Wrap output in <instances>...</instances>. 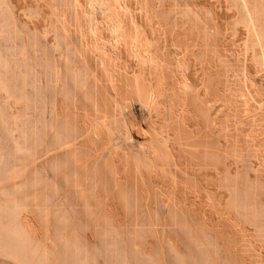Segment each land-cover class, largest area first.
Instances as JSON below:
<instances>
[{
    "label": "bare ground",
    "instance_id": "1",
    "mask_svg": "<svg viewBox=\"0 0 264 264\" xmlns=\"http://www.w3.org/2000/svg\"><path fill=\"white\" fill-rule=\"evenodd\" d=\"M261 113L264 0H0V264H246L247 253L264 264L262 148L234 142L241 169L210 177L230 130L264 137ZM157 186L183 240L162 226L149 252L106 223L117 212L106 202L158 217L146 196ZM95 217L106 225L98 237L90 221V242ZM132 222L159 235L160 223Z\"/></svg>",
    "mask_w": 264,
    "mask_h": 264
},
{
    "label": "rangeland",
    "instance_id": "2",
    "mask_svg": "<svg viewBox=\"0 0 264 264\" xmlns=\"http://www.w3.org/2000/svg\"><path fill=\"white\" fill-rule=\"evenodd\" d=\"M178 98H180V97L178 96ZM234 99H235V98H234ZM179 101H180V99H179ZM235 101H236V99H235ZM136 106H137V105H136ZM261 115H262V113H261ZM261 115H260V117H263V119H264V116H263L264 114H263L262 116H261ZM187 116H189V115H187ZM190 116H191V115H190ZM190 116H189V118H190V119H189V118L186 117V115H185V119L188 118V119L185 120V121H187V122H186L187 124H188V122H189V124L186 125V127H183V129L187 128V129H185V132H187L188 130H190V131H188V132H190V134H189L190 136H196L197 134H199V132H196V131H198V129H197V124H196V122H195L194 119H193V121L195 122L196 125L193 124L194 122L191 121V120H192L191 117H193V116H191V117H190ZM188 120H189V121H188ZM263 123H264V122H263ZM190 125H191V126H194V127L192 128ZM262 125H263V124H262ZM262 125L260 124V126H259V125H255V126L260 127V128L264 131V126H262ZM183 126H185V125H183ZM250 126H252L253 128H255L254 125H250ZM250 126H247V128H252V127H250ZM195 127H196V129H195ZM190 128H191L192 130H191ZM195 130H196V131H195ZM191 131H192V132L194 131V132H196L197 134L194 133V132H193V133H194V134H193ZM199 131H200V130H199ZM204 131H205V134H203L204 132L200 131V132L203 134V135H202V134H200V135H201L202 137H204V138H207V139L210 138V139H212V137H213L214 135H216V132H215V134H214V131H212V132L207 131V132H206V129H205ZM216 131H217V130H216ZM232 131H233V129H232ZM232 131L230 130V131H229L230 134H227V135H229V137H228L229 139H228V140H229L230 142H226V143H225V144H226L225 146H223V145L220 146V147L226 148V151H224V149L221 148L224 152H226V155H227L226 162H225L224 164H223V163H219V164H217L215 170L210 171V173H211V172L215 173V176H214V174H212V173H211V175L209 174L210 177H212V175H213V181L216 182V180H217V184H218V182H219L218 180H219L220 176H221L222 174H224L222 171L226 172V170H227L228 168L231 169V168L233 167V171H232V172L234 173V170H236V167H238V166L235 167V165H234L235 163L233 164V162H234V157H235V155H236L235 152L238 153V152H239L238 150H239V148H241V147H242V149L244 150L243 152H246V154L248 153L247 151L249 150V148H250V149H254V148H253L254 145H255V146H254L255 148H256V145H258L257 147H261V148H262L261 150H263V153H262V154H259V155H260V156H259V157H260L259 159H260V160L263 159L262 161H263V174H264V137L261 139L262 141L260 140V142H262V143L259 142V139H256L255 141L258 142V144H256V142H255L254 140H252V141L254 142V143H253L250 139H247V141H243L244 139L242 140V137H241L240 135H237V138H236V135H235V138H236V139H235V138H234V133H233L235 130H234L233 132H232ZM188 132H187V134H188ZM229 132H228V133H229ZM231 132H232V135H231ZM217 133H219V131H217ZM195 134H196V135H195ZM213 134H214V135H213ZM212 135H213V136H212ZM216 136H218V134H217ZM230 136H231V138H230ZM232 137L235 139V141H234V139H233ZM214 138H215V139H214ZM216 138H217V137H213V141L216 140V143H217V139H216ZM226 138H227V137H226ZM240 138H241V140H240ZM210 139H209V141H210ZM218 139H219V138H218ZM231 139H232L233 141H232ZM238 139H239L241 142H239ZM220 140H221V136H220ZM220 140H218V141H220ZM237 140H238V141H237ZM211 141H212V140H211ZM213 141H212V142H213ZM223 141H224V140H223ZM223 141H221V143H222ZM248 141H249V143L252 142V144H249V143H248L247 146H246L245 142L247 143ZM234 142L241 143L240 145L238 144V145H239V148H238V145H236L237 143L235 144ZM227 143H228V144H227ZM229 143H230V144H229ZM232 143H234V145H232ZM259 143H260V144H259ZM244 144H245V145H244ZM253 144H254V145H253ZM227 145H229L230 147L227 146ZM231 145H232V147H231ZM248 145H251L252 148H251V147L247 148ZM260 145H261V146H260ZM233 146H234V147L237 146L236 148H238V150H237V151L235 150V152H233V150L236 149V148H234ZM245 146H246V147H245ZM218 147H219V146H218ZM228 148L231 149V151L228 150ZM217 149H218V148H217ZM219 149H220V148H219ZM245 149H247V150H245ZM219 151H220V150H219ZM228 151H229V152H228ZM227 152H228V153H227ZM230 152L233 153L234 157H233V155L231 156ZM260 152H262V151H260ZM244 155H245V153H244ZM261 155H262V156H261ZM240 157H242V156H240ZM247 157H248V156H245V159H246ZM238 158H239V157H236V159H235V160H236V165H237L238 160H239ZM261 158H262V159H261ZM237 159H238V160H237ZM243 159H244V158H243ZM243 159H242V160H243ZM247 159H248V158H247ZM247 159H246V161H247ZM250 160H252V159H250ZM248 161H249V159H248ZM228 162H230V163H228ZM249 162H250V161H249ZM253 162H256V161L253 160V161H251L250 163L253 164ZM231 163L233 164V166H232ZM240 163H241V160H240ZM247 163H248V162H246V168H247V169H246V168H245V169H246V171H249L250 174H251V173L253 172V171H252V172L250 171V170H251V169H250V168H251L250 166H251L252 164L248 163V164H250V165L248 166V167H249V168H248V167H247ZM256 163H258V162H256ZM226 164H227V165H226ZM229 164H231L232 167H231ZM242 164H244V163H242ZM242 164H241L240 166H242ZM238 165H239V164H238ZM253 165H254V164H253ZM255 165H256V164H255ZM255 165H254V166H255ZM225 166H227V167L230 166V167H228V168L226 167V168H227V169H226V168H224ZM234 167H235V169H234ZM244 167H245V165L243 166V168H244ZM238 168H240V167H238ZM225 169H226V170H225ZM229 169H228V170H229ZM240 169H241V168H240ZM231 170H232V169H231ZM238 170H239V169H238ZM238 170H237V171H238ZM243 170H244V169H243ZM252 174H254V172H253ZM252 174H251V175H252ZM45 175H46V174H45ZM51 175H52V174H50V176H51ZM217 175H218V176H217ZM214 177H215V178H214ZM215 182H214V183H215ZM215 184H216V183H215ZM163 187H164V186H163ZM163 187H162V189H163ZM167 187H168L170 190H172L171 186L169 187V185H168V186L166 185V189H167L168 192H170V191L168 190ZM145 188H146V187L143 188V189L145 190V191H142L143 193L147 191V189H145ZM153 188H154V187H153ZM153 188H151L152 191H153V190H156V189L158 188V186H157L156 188H154V189H153ZM160 189H161V186H159V189H157L156 192L153 191V193H152L151 190H150L151 194H153L152 197H151V194H150V192H149V189H148L149 195L146 194V193H148V192L145 193L146 196H150V198L152 199V200H150V201H153V202H152V205H151V208H152V207L154 208L153 210H155V209H156V206L158 205V203H157V199H156V197H157L156 195H158L157 193L159 192ZM162 189H161V190H162ZM166 189L164 188L163 190L165 191ZM161 190H160V191H161ZM163 190H162L163 193H166V192H167V191L164 192ZM173 190H174V189H173ZM177 191H178V190H177ZM219 191H220V190H217V194H218ZM154 192H155V193H154ZM168 192H167L166 195H169V196H170V193L168 194ZM172 192H173V191H172ZM215 192H216V191H215ZM220 193H221V192H219V195H220V196L225 195V194H226L225 196H226L227 198H229V196H230V195H228L229 192H227V193L222 192L221 194H220ZM223 193H224V194H223ZM145 194H144V195H145ZM154 194H155V195H154ZM66 195H67V194H66ZM66 195H65V196H66ZM177 195H178V193H177ZM219 195H216V197L218 196V198H219V199L217 198L216 201H218V200H219V201L222 200V199H220V196H219ZM146 196H144V197H146ZM153 196H154V197L156 196L155 199H154ZM203 196L205 197L206 194L203 195ZM112 197H114V195H113ZM112 197L109 196V198H111V199H109V198L107 197V199H108L107 202H106L107 205H106L105 203H104V204L107 206V208H108L110 205H112V206H110V208H111L110 210H113V209H114V210H113L114 212L117 211V212H119V213H118V214H117V212H116V214H115V213H111V215L115 214V215H113L115 219L113 218L112 221H108V222L105 221V222L108 223V224H109V222H110V223H111V222H112V223L115 222V224H114V223H113V224H114L115 226H117V230H116V231H118V230L121 229V230L118 232V233L120 234V236H121V233H122L123 236L127 237V240H126V238H124V240H125L126 243H127V241L129 242V241L132 240L133 238H136V239H134V240H137L136 242H137V245H138V246H141V243L144 241V243H142V245H144L143 247L146 246L145 248H148V249H146V250H148L149 252H151L150 250H153V249H151V248H152V247H155V246L158 247L157 245L160 246V244L164 241V238H166V237H167L168 241H172V242H174V243H176V244H178V242H182L183 238H182V237L180 236V234L178 233L177 226H176V229H174L175 225H172V222H171L172 220H171V221H170V220H167L169 217H167L166 214H163V213L160 211V206H157V210H156V211L159 210V211H158V212H159L158 215H160V216H158V217H159V218L161 217L160 219H162V220L158 219L157 215H156V216H155V215H152L153 217H152V216H151V217H152L153 219L151 220V222H149L148 219L150 220L151 217H149V218L147 219L146 216H145L146 218H145L144 216H140V213H139V214H138V213H137V214L135 213V214H133L134 216L132 215V213H131V214L129 213V215H128V213H126L127 211L124 212L123 207L120 205L121 202L119 203V200L117 199V197H116V198H115V197L112 198ZM180 197H182V196L180 195ZM180 199H181V198H180ZM112 200H113V201H112ZM189 200H190V199H189ZM225 200H226V199H225ZM110 201H111L112 203H114V204H111ZM114 201H115V202H114ZM219 201H218V202H219ZM222 201H223V200H222ZM62 202H63V197L59 195V196L57 197V200H56L55 203L58 204V207H59L60 209H61L62 207H64V205H62ZM108 202H110V203H108ZM149 203H150V202H149ZM156 203H157V204H156ZM121 204H122V203H121ZM153 204H154V205H153ZM68 205H70V202H68ZM108 205H109V206H108ZM115 205H116V209H115V207H114ZM122 205H123V204H122ZM158 207H159V208H158ZM107 208H106V209H107ZM107 210H108V209H107ZM121 210H122V211H121ZM113 211H112V212H113ZM160 212H161L162 214H161ZM33 213H34V212H33ZM33 213H32V216H33ZM36 215H37V214L34 213V216H36ZM141 215H142V214H141ZM162 215H163V216H162ZM120 216H121V217H120ZM129 216H130V218H129ZM132 216H133L134 218H133ZM135 216H137V218H136ZM139 216H140V217H139ZM36 217H37V216H36ZM36 217H35V218H36ZM51 217H52V215H51ZM74 217H76L75 219L78 218L77 216H74ZM156 217H157V219H156ZM126 218H127V219L129 218V219L127 220ZM132 218H133V219H132ZM138 218H140V219H138ZM141 218H142V220H141ZM163 218H164V219H163ZM94 219L98 220V217L92 218V219H90L89 221L87 220L88 223H89L87 226H89V227L86 226L87 228L84 227V228H86V229L83 230V232H84V234H85L86 236L89 235L87 239H88V241H90V242H92V241H93V242H96V239H97V241H99L100 238L98 239V237H100V228H101V227L104 228L103 225H104V226L106 225V223L103 222V220H105V218H104V217H100L101 220L99 219L98 221H99V222L102 221V222H101V225H99V222H97V221H96V222H97L98 224L95 223V222H94V223L91 222V224L93 223L94 226H96V225H97V226H100V227H98L99 230H98V228H95V227H93L92 225H91V226H92V228H91V226H90V221H92V220H94ZM116 219H117V220H116ZM118 219H119V220H118ZM134 219H135V220H134ZM137 219H138V220H137ZM146 219H147V220H146ZM154 219H156V220L154 221ZM169 219H170V218H169ZM38 220H39V219L36 218V222H37V223H36L35 225L37 226L38 232L40 231V232H39L40 236L43 237L44 234L46 235V229H45L44 227L42 228V223H40V220H39V221H38ZM77 220H78V219H77ZM123 220H124V221H123ZM143 220H146L147 222L145 223V221L143 222ZM94 221H95V220H94ZM126 221H127V222H126ZM130 221H131V222H130ZM132 221H137L138 223H140V222L142 221L141 224H139V225H138V223H137V226H138V227H141V228L149 226V223L152 224V221H153V223H154V226H155V222L160 223V224H158V225L156 224L157 226H155V227L158 228V231H156V233L158 232L159 235H158V233H157L158 236H156L155 233H154L155 231L153 230V232L151 233V235H148V233H147V235H145V233H144L143 236H144V237L149 236L148 238H144V237L139 236V235H138L139 232H138V231L136 232V231L134 230V229L136 228V224H135V226H134V222H132ZM139 221H140V222H139ZM165 221H167L168 223L165 222ZM73 222H76V220H73ZM123 222H124V224H122ZM148 222H149V223H148ZM161 222H162V224H161ZM164 222H165V224H163ZM170 222H171V223H170ZM39 223L41 224V226H39ZM102 223H103V224H102ZM129 223H130V225H129ZM135 223H136V222H135ZM142 223H145L146 226H145V225H142ZM71 224H72V223H71ZM74 224H75V223H74ZM74 224H73V225H74ZM132 224H133V225H132ZM118 225H119V226H118ZM123 225H125V227H124ZM140 225H141V226H140ZM165 225H166V226H165ZM170 225H171V226H170ZM38 226H39V227H38ZM97 226H96V227H97ZM121 226H122V227H121ZM127 226H128V227H127ZM129 226H130V227H129ZM131 226H132V227H131ZM159 226H160V227H159ZM162 226H163L164 228H163ZM169 226H170V227H169ZM71 227H72V228H71V230H72L74 226H71ZM123 227H124V228H123ZM126 227H127V229H126ZM133 227H135V228H133ZM138 227H137V228H138ZM152 227H153V224H152ZM155 227H153V229H154ZM167 227H169V228H167ZM172 227H173V228H172ZM40 228H41L42 231L40 230ZM89 228H90V229H89ZM94 228H95L97 231H96ZM118 228H119V229H118ZM131 228H132V230H131ZM147 228H149V227H147ZM157 228H155V229L157 230ZM162 228H163L164 230H163ZM166 228H167L168 230H167ZM123 229H125V230H127V231H125V230H123ZM160 229L163 230L162 232H164V235H165L166 237L163 235V233H161V230H160ZM165 229H166V230H165ZM171 229H173V230H171ZM69 230H70V228H69ZM85 230H87V233L85 232ZM136 230H138V229H136ZM95 231L97 232V233H96V236L98 235V232H99L98 237L95 236ZM123 231H125L126 235H125V233H123ZM130 231H132V233H135V232H136L137 235H136V233H135V236L141 237V240H140V238H137V237H135L134 235H130V233H131ZM133 231H135V232H133ZM139 231H140V229H139ZM176 231H177V232H176ZM247 231H248V230H247ZM251 231H253V230H252V229H249V231L247 232V234H248L249 236L251 235L250 237H253V236H254V231H253V232H251ZM120 232H121V233H120ZM127 232H130V233H127ZM148 232H151V231H148ZM165 232H166V233H165ZM169 232H170V235H169ZM174 232H175V233H174ZM42 233H43V235H42ZM176 233H177V235H176ZM252 233H253V236H252ZM160 235H162V236H160ZM171 235H172V236H171ZM123 236H121V238H123ZM150 236H153L154 238H153V237H150ZM170 236H171V237H170ZM129 237H130V238H129ZM157 237H158V240H157ZM163 237H164V238H163ZM44 238H45V237H44ZM152 238H153V239H152ZM161 238H162V239H161ZM170 238H171L172 240H170ZM174 238H176V239L178 238V240H176V239H174ZM180 238H182V239H180ZM145 239H146L147 242H145ZM159 239H160V240H159ZM167 239H166V242H167ZM253 239H255V236L253 237ZM124 240H123V241H124ZM150 240H151V241H150ZM152 240L157 241V243H156L155 241H152ZM161 240H162V241H161ZM138 241H140V242H138ZM150 242H151V243H150ZM160 242H161V243H160ZM129 243H130V242H129ZM138 243H139V244H138ZM146 243H147V244H146ZM153 243H154V244H153ZM164 243H165V242H164ZM127 244H128V243H127ZM149 244H150V245L152 244V245H151L152 247H151ZM156 244H157V245H156ZM161 245L163 246L164 244H161ZM147 246H148V247H147ZM141 247H142V246H141ZM145 248H144V249H145ZM149 248H150V249H149ZM155 251H156V248H155ZM153 252H154V251H153ZM263 252H264V249H263ZM251 253H252V252H251ZM248 254H249V253H247V255H248ZM253 254H254V253H253ZM253 254H252V255H253ZM244 255H245V254H244ZM247 255H245V260H246L245 263H246V264H247V263H248V264H252V263L256 262V261H254V258H256L255 255H254V258L251 257V254H250V257H249V255H248V256H247ZM243 257H244V256H243ZM246 257H247V259H246ZM250 258H252L254 262H253ZM164 259H165V258H164ZM256 259H257V258H256ZM256 259H255V260H256ZM166 260H168V256H167V258L165 259L164 263L166 262ZM243 260H244V258H243ZM249 260H250V261H249ZM168 261H169L170 263H169V262H166V264H172V262H171L170 260H168ZM251 261H252V262H251ZM118 262H119V261H118ZM118 262H117V264H120V262H119V263H118ZM249 262H251V263H249ZM254 264H255V263H254Z\"/></svg>",
    "mask_w": 264,
    "mask_h": 264
}]
</instances>
